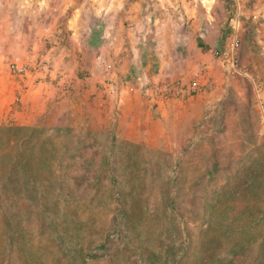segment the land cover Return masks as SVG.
Wrapping results in <instances>:
<instances>
[{
    "label": "rangeland",
    "instance_id": "1",
    "mask_svg": "<svg viewBox=\"0 0 264 264\" xmlns=\"http://www.w3.org/2000/svg\"><path fill=\"white\" fill-rule=\"evenodd\" d=\"M25 1L1 0L12 18L3 22L21 31L0 34V75L20 87L33 79L56 86L72 40L45 27L63 26L71 6ZM159 9H175L172 21L183 16L178 0ZM20 13L30 18L19 23ZM246 31L239 68L247 76L223 68L224 97L191 128L183 119L179 134L154 123L138 139L115 104L108 113L90 97L75 106L64 99L31 126L2 117L0 264H264V119L255 102L256 92L264 99V43ZM15 58L31 65L27 77L9 71ZM69 65L66 74L86 73Z\"/></svg>",
    "mask_w": 264,
    "mask_h": 264
},
{
    "label": "crops",
    "instance_id": "2",
    "mask_svg": "<svg viewBox=\"0 0 264 264\" xmlns=\"http://www.w3.org/2000/svg\"><path fill=\"white\" fill-rule=\"evenodd\" d=\"M170 1L177 0H83L85 6L71 5L72 0L66 1L64 8L71 6V9L64 25L60 22L56 28L50 24L45 27L46 34L51 31L60 34L64 30L72 40V52L66 56L68 60L60 62L59 82L53 86V83L46 85L42 79H33L26 87H20L10 82L7 76L0 75V123L6 124L1 122V118L11 116L14 117V124L31 126L47 119L52 113V106L64 99L67 106L69 98L72 99L70 105H76L90 97L108 113L115 104L116 110L122 112L120 121L126 116L125 123L136 128L138 139L147 138L144 129H148L149 124L159 125L164 133L167 129L169 132L175 129L179 134L183 131V119L191 118L188 124L191 128L193 118L199 120L204 113L210 114L225 94L224 66L214 55V50L225 44L228 5L225 0H211L216 5L210 13L200 8L198 0H178L189 26L176 27L172 21L174 15L159 9ZM25 2L31 4L30 0ZM253 2L261 7V27L252 37L262 44L264 0ZM1 3L0 0V34L20 32L14 21L3 22L12 18L8 13L1 12ZM208 6L211 7V4ZM14 18L20 23V18L29 19L30 16L20 13ZM246 23L251 28L250 22ZM242 44L239 47L241 57L244 55ZM66 46L59 42L56 49L64 51ZM86 54L90 58L88 63L80 57ZM71 62L84 67L86 73L80 75L70 70L66 74L62 65L69 69V66L73 67L69 65ZM2 64L0 61V73ZM107 65L109 70H106ZM131 78L143 83L193 79L210 82L213 87L184 101L169 100L155 105L146 100L140 87L130 86L128 79ZM107 79L114 83L111 91L105 84ZM16 100H19V106H16ZM84 109L80 105L77 111L81 113Z\"/></svg>",
    "mask_w": 264,
    "mask_h": 264
},
{
    "label": "built area",
    "instance_id": "3",
    "mask_svg": "<svg viewBox=\"0 0 264 264\" xmlns=\"http://www.w3.org/2000/svg\"><path fill=\"white\" fill-rule=\"evenodd\" d=\"M203 9L209 10L208 4H211L210 0H198ZM228 5V19L225 27V44L220 48L214 50V55L220 58L224 68L227 69L230 75H242L247 76L239 68V47L248 26L247 22H250L251 28L249 33L255 35L258 32L259 27L254 25L256 21L261 20V7L253 2V0H225ZM168 12L175 15V9H169ZM179 12V11H177ZM183 16L177 14L173 19V22L182 19ZM245 22V24H244ZM40 65L33 66L37 68ZM9 71L19 77L20 79L27 77L31 69V65L27 61H22L20 58H15L8 64ZM106 70H109L107 65ZM105 84L108 85V90H113L114 86L111 79H107ZM139 89L142 95L152 104L164 103L169 100H180L197 96L206 91H210L212 84L210 82H198L196 80L182 81H163V82H138ZM255 102L258 105L262 117L264 119V99L259 94H255Z\"/></svg>",
    "mask_w": 264,
    "mask_h": 264
},
{
    "label": "trees",
    "instance_id": "4",
    "mask_svg": "<svg viewBox=\"0 0 264 264\" xmlns=\"http://www.w3.org/2000/svg\"><path fill=\"white\" fill-rule=\"evenodd\" d=\"M198 42V45L200 44V42L199 41H197ZM201 46V45H200Z\"/></svg>",
    "mask_w": 264,
    "mask_h": 264
}]
</instances>
